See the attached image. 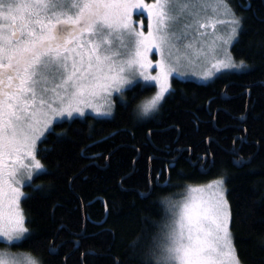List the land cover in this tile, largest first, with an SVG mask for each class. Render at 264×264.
Returning <instances> with one entry per match:
<instances>
[{
  "label": "trees",
  "instance_id": "trees-1",
  "mask_svg": "<svg viewBox=\"0 0 264 264\" xmlns=\"http://www.w3.org/2000/svg\"><path fill=\"white\" fill-rule=\"evenodd\" d=\"M230 2L243 17L230 52L247 67L208 82L172 77L162 107L147 117L136 108L153 85L115 97L114 118L54 122L38 145L46 174L24 187L29 238L11 250L39 264H137L128 245L139 237V252L150 242L164 216L161 199L220 177L242 264H264V0ZM237 153L239 164L231 160Z\"/></svg>",
  "mask_w": 264,
  "mask_h": 264
},
{
  "label": "snow or ice",
  "instance_id": "snow-or-ice-1",
  "mask_svg": "<svg viewBox=\"0 0 264 264\" xmlns=\"http://www.w3.org/2000/svg\"><path fill=\"white\" fill-rule=\"evenodd\" d=\"M133 15L147 20V31L143 19L137 30ZM218 15L230 17L227 37H217L228 44L243 24L229 0H0V244L11 247L29 238L21 204L32 197L22 188L33 187L34 171L46 174L38 145L54 120L84 115L100 93L116 92L123 99L125 91L146 90L152 82L157 91L136 112L139 117L158 112L175 71L171 50L184 36L177 24L185 19L204 28L202 20ZM219 63L247 67L230 56ZM107 115L114 118V107ZM224 184L220 179L190 187L179 202L162 198L164 216L150 242L139 252V237L128 245L137 264H242ZM0 264L38 261L0 251Z\"/></svg>",
  "mask_w": 264,
  "mask_h": 264
},
{
  "label": "rangeland",
  "instance_id": "rangeland-1",
  "mask_svg": "<svg viewBox=\"0 0 264 264\" xmlns=\"http://www.w3.org/2000/svg\"><path fill=\"white\" fill-rule=\"evenodd\" d=\"M147 3H151L152 0H145ZM229 3L233 9V5L231 4L230 0ZM236 14V13H235ZM208 15H211V10L209 9ZM239 16V14H236ZM133 21H135V26L137 30L140 29L141 20L143 19L144 30L147 31V20L145 18L133 15ZM230 17L226 15H218L215 17L214 20H202L206 24L204 28H199L198 25H191L190 21L181 19L180 22L177 24L176 28L179 33H183L184 36L182 39L179 40L178 43L171 50L172 60L170 64L175 71L172 75L169 76V85L172 77H177L180 79H193L198 82H208L215 78L216 75L220 73H226L228 70H241L242 68H225L219 62L224 61L228 62L229 56L231 57V61L235 64L234 58L231 55L230 47L231 44L234 42L233 39L230 43L224 44L223 39H217V37L226 38L227 34L230 30V24L228 23ZM214 25V26H213ZM239 32V29H238ZM118 46V44L116 45ZM155 60L159 59V55L157 54L154 58ZM152 72L151 69H149ZM154 75L155 72H152ZM138 83L144 85V81L142 78H138ZM155 87V90L152 95L146 96L140 104L145 102L146 100L151 99V97L157 91L155 86V82L152 84ZM115 97L118 99L120 95L116 92H113L111 96L107 93H100L98 96L94 97L90 103L91 107L84 108V115L85 114H93L94 116H109L107 115L108 111L114 107L115 104ZM117 99V100H118ZM80 117L79 113H74L72 117ZM147 117V116H146ZM67 115L63 117H58L54 120V122L61 121L62 119H69ZM52 126V125H51ZM50 126V128H51ZM27 162V161H26ZM203 164V163H202ZM204 165V164H203ZM37 174L34 171V175ZM220 177H214L207 179L204 182L196 183H189L182 193V195H178L177 197L170 198L175 202L181 201L186 195H188V189L191 188H205L209 184H212L216 180H220ZM32 182V181H31ZM225 187V185H224ZM226 189V188H225ZM22 191L26 193L24 187ZM0 251L10 252L13 255H19L22 258H33L32 255L23 252V251H14L11 250L10 247L4 245L0 247ZM39 264V263H38Z\"/></svg>",
  "mask_w": 264,
  "mask_h": 264
},
{
  "label": "flooded vegetation",
  "instance_id": "flooded-vegetation-1",
  "mask_svg": "<svg viewBox=\"0 0 264 264\" xmlns=\"http://www.w3.org/2000/svg\"><path fill=\"white\" fill-rule=\"evenodd\" d=\"M71 118H72V117H71ZM232 149H233V152H235V153L237 152V148L234 146V144H233V146H232ZM237 154H238V153H237ZM211 156H212V154H210V159H209V161L207 162V167H208L209 163L211 164V163L213 162V158H212ZM239 158H240V156H239V154H238V157L233 156L231 160H232V162L234 161L236 164H239ZM204 159H205V158H204ZM203 164H204V163H203ZM201 165H202V164H201ZM201 165H200V166H201ZM205 165H206V164H205ZM200 170H201V171H205L206 168L203 167V168L201 169V167H200Z\"/></svg>",
  "mask_w": 264,
  "mask_h": 264
},
{
  "label": "water",
  "instance_id": "water-1",
  "mask_svg": "<svg viewBox=\"0 0 264 264\" xmlns=\"http://www.w3.org/2000/svg\"><path fill=\"white\" fill-rule=\"evenodd\" d=\"M206 156H204L203 158H205ZM201 167V169L203 168V164L200 166Z\"/></svg>",
  "mask_w": 264,
  "mask_h": 264
}]
</instances>
